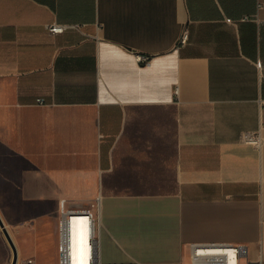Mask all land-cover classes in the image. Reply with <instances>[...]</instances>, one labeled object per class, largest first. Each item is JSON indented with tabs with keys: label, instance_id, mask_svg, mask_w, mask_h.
<instances>
[{
	"label": "crops",
	"instance_id": "crops-1",
	"mask_svg": "<svg viewBox=\"0 0 264 264\" xmlns=\"http://www.w3.org/2000/svg\"><path fill=\"white\" fill-rule=\"evenodd\" d=\"M1 191L100 195L103 261L264 258V0H0Z\"/></svg>",
	"mask_w": 264,
	"mask_h": 264
},
{
	"label": "built area",
	"instance_id": "built-area-1",
	"mask_svg": "<svg viewBox=\"0 0 264 264\" xmlns=\"http://www.w3.org/2000/svg\"><path fill=\"white\" fill-rule=\"evenodd\" d=\"M75 24L54 21L48 24V30L53 33L64 32ZM188 33L185 31L181 36V42L185 41ZM137 60L147 61L149 56L141 53L136 54ZM241 138L251 143H260L262 136L254 131H244ZM101 196L98 195L88 206L74 205L63 197L60 199L58 212V264H72V229L80 230L81 246L79 264H140L135 260L125 262L103 261L97 234L98 208ZM244 253V246L229 242H205L195 241L190 244L191 264H240ZM86 257V259H85ZM26 264H36L33 257L26 259ZM264 264V258L258 260Z\"/></svg>",
	"mask_w": 264,
	"mask_h": 264
},
{
	"label": "rangeland",
	"instance_id": "rangeland-1",
	"mask_svg": "<svg viewBox=\"0 0 264 264\" xmlns=\"http://www.w3.org/2000/svg\"><path fill=\"white\" fill-rule=\"evenodd\" d=\"M12 195L0 192V212L18 249L17 264H26L30 257L36 260V264H57L58 208L54 203L46 208L44 204L19 207V202ZM12 258L13 249L0 225V264H11ZM182 264H189V259L184 257ZM241 264L259 262L243 255Z\"/></svg>",
	"mask_w": 264,
	"mask_h": 264
},
{
	"label": "bare ground",
	"instance_id": "bare-ground-1",
	"mask_svg": "<svg viewBox=\"0 0 264 264\" xmlns=\"http://www.w3.org/2000/svg\"><path fill=\"white\" fill-rule=\"evenodd\" d=\"M81 246H83V242L81 244L80 230L77 228H73L72 229V242H71L72 264H79Z\"/></svg>",
	"mask_w": 264,
	"mask_h": 264
},
{
	"label": "water",
	"instance_id": "water-1",
	"mask_svg": "<svg viewBox=\"0 0 264 264\" xmlns=\"http://www.w3.org/2000/svg\"><path fill=\"white\" fill-rule=\"evenodd\" d=\"M0 225L3 229V232L5 233L12 249H13V258H12V262L11 264H17L18 262V258H19V253H18V249H17V246L15 244V241L13 239V237L11 236L10 232H9V229L7 228L6 226V223H5V220L0 212Z\"/></svg>",
	"mask_w": 264,
	"mask_h": 264
}]
</instances>
